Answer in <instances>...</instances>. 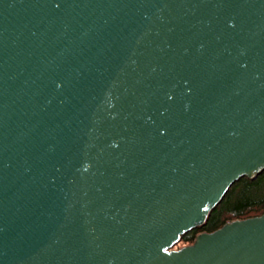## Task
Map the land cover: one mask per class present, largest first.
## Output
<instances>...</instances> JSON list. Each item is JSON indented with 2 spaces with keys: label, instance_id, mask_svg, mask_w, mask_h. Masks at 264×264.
<instances>
[{
  "label": "water",
  "instance_id": "1",
  "mask_svg": "<svg viewBox=\"0 0 264 264\" xmlns=\"http://www.w3.org/2000/svg\"><path fill=\"white\" fill-rule=\"evenodd\" d=\"M264 0H0V264H264Z\"/></svg>",
  "mask_w": 264,
  "mask_h": 264
},
{
  "label": "trees",
  "instance_id": "2",
  "mask_svg": "<svg viewBox=\"0 0 264 264\" xmlns=\"http://www.w3.org/2000/svg\"><path fill=\"white\" fill-rule=\"evenodd\" d=\"M264 215V172L256 178H240L212 210L206 223L182 236L179 246L194 243L199 233H213L227 223Z\"/></svg>",
  "mask_w": 264,
  "mask_h": 264
},
{
  "label": "rangeland",
  "instance_id": "3",
  "mask_svg": "<svg viewBox=\"0 0 264 264\" xmlns=\"http://www.w3.org/2000/svg\"><path fill=\"white\" fill-rule=\"evenodd\" d=\"M182 246H179V244H177V245H175L174 246V248L176 249V250H178L179 248H181Z\"/></svg>",
  "mask_w": 264,
  "mask_h": 264
},
{
  "label": "built area",
  "instance_id": "4",
  "mask_svg": "<svg viewBox=\"0 0 264 264\" xmlns=\"http://www.w3.org/2000/svg\"><path fill=\"white\" fill-rule=\"evenodd\" d=\"M173 250H176V249L173 247Z\"/></svg>",
  "mask_w": 264,
  "mask_h": 264
}]
</instances>
